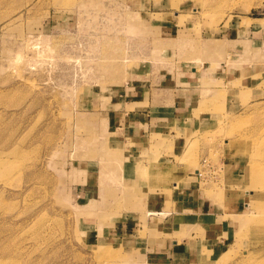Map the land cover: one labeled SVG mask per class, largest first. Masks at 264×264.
<instances>
[{
  "label": "rangeland",
  "instance_id": "rangeland-1",
  "mask_svg": "<svg viewBox=\"0 0 264 264\" xmlns=\"http://www.w3.org/2000/svg\"><path fill=\"white\" fill-rule=\"evenodd\" d=\"M146 65L198 72L186 113L130 124ZM255 168L264 0H0V263L264 264Z\"/></svg>",
  "mask_w": 264,
  "mask_h": 264
},
{
  "label": "crops",
  "instance_id": "crops-1",
  "mask_svg": "<svg viewBox=\"0 0 264 264\" xmlns=\"http://www.w3.org/2000/svg\"><path fill=\"white\" fill-rule=\"evenodd\" d=\"M156 67H158V65ZM152 70V65L144 66L143 71L141 70L142 72L136 73L135 83L129 85V90L131 88L132 90H134V97H138V101H148V107H139L138 109H136L134 114H129L128 117L130 118V124L131 122L137 126L142 124V122L139 121L141 115H146L148 118H152L150 113L156 106L162 107L163 111L167 112L168 110H171V108L165 109L163 106L166 105L167 107H170L172 105V110H174L175 112L177 111L179 112V114L186 113V110H188V108L191 106L189 104L192 101L196 100L195 97L196 94H198V86H196L197 82L195 81V78L198 74L195 73L198 72L195 69L191 70L189 74L186 73L184 76H182L178 80L181 82L180 84H177L175 79L172 80L169 77L168 68H161V73L155 80L152 77L147 78L146 75L148 74V71L152 72ZM141 76H144V80H140L139 78H137ZM152 103H154L153 107ZM164 116L169 117L170 115L163 113L161 115L159 114V117L161 118H163ZM119 118H123L124 120H126L124 116H119ZM130 124L125 123L124 126ZM177 244L178 243H176L175 245ZM172 253L175 254L174 252Z\"/></svg>",
  "mask_w": 264,
  "mask_h": 264
},
{
  "label": "bare ground",
  "instance_id": "bare-ground-1",
  "mask_svg": "<svg viewBox=\"0 0 264 264\" xmlns=\"http://www.w3.org/2000/svg\"><path fill=\"white\" fill-rule=\"evenodd\" d=\"M138 25V24H137ZM136 24H133V25H129L127 28H124V32H128V33H136L138 31V27H137ZM126 30V31H125ZM143 31V30H142ZM141 31V32H142ZM98 37H96L97 39ZM179 43L177 42V44L179 45V48H184L185 46V42H184V39H179ZM99 41H95L94 43H90V46L88 49H90L91 51H96L99 47ZM181 45V46H180ZM154 51V50H152ZM182 51V50H180ZM152 53V52H151ZM126 57V56H125ZM144 60V59H143ZM146 60V59H145ZM148 60V59H147ZM81 70L82 71V76L83 78H86L88 75H87V72L86 70H89L86 68L85 66V69L83 67H81ZM92 72V71H91ZM90 72V73H91ZM94 75V74H93ZM90 77V75H89ZM141 173V172H140ZM264 173V170H262L261 172H259V169H256L255 170H249L248 172V175H249V180H250V185L253 187L252 189H247V194L250 195L251 197L257 192V187H258V184H261L263 182V174ZM142 174V173H141ZM251 177V178H250ZM250 210V209H249ZM253 210V208H252ZM256 210H253V211H250V214L251 216H253L254 218H252V220H256L255 216H257V214H255ZM147 215H151L153 216L152 218H156V217H160V218H163L167 215V211H162V210H157V209H149L147 212ZM254 228V227H253ZM0 264H5L4 262H1Z\"/></svg>",
  "mask_w": 264,
  "mask_h": 264
},
{
  "label": "built area",
  "instance_id": "built-area-1",
  "mask_svg": "<svg viewBox=\"0 0 264 264\" xmlns=\"http://www.w3.org/2000/svg\"><path fill=\"white\" fill-rule=\"evenodd\" d=\"M201 172H198V175L201 176L202 174H200Z\"/></svg>",
  "mask_w": 264,
  "mask_h": 264
}]
</instances>
